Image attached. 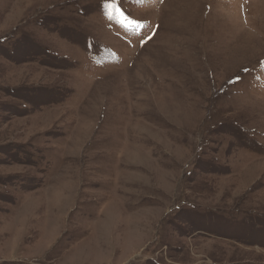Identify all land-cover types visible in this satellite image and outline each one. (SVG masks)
Returning a JSON list of instances; mask_svg holds the SVG:
<instances>
[{"label":"rangeland","instance_id":"rangeland-1","mask_svg":"<svg viewBox=\"0 0 264 264\" xmlns=\"http://www.w3.org/2000/svg\"><path fill=\"white\" fill-rule=\"evenodd\" d=\"M0 264H264V0H0Z\"/></svg>","mask_w":264,"mask_h":264},{"label":"snow or ice","instance_id":"snow-or-ice-1","mask_svg":"<svg viewBox=\"0 0 264 264\" xmlns=\"http://www.w3.org/2000/svg\"><path fill=\"white\" fill-rule=\"evenodd\" d=\"M129 23H130V24H136V23H138V22H137V21H134V20H130ZM151 38H152L151 36L148 37L149 40H150Z\"/></svg>","mask_w":264,"mask_h":264}]
</instances>
